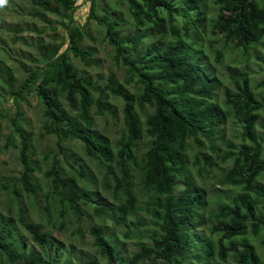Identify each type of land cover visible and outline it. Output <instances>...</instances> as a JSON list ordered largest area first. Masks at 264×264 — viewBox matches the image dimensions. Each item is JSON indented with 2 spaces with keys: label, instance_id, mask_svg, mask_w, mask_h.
<instances>
[{
  "label": "trees",
  "instance_id": "trees-1",
  "mask_svg": "<svg viewBox=\"0 0 264 264\" xmlns=\"http://www.w3.org/2000/svg\"><path fill=\"white\" fill-rule=\"evenodd\" d=\"M75 1L29 0L37 14L70 13L67 37L62 43H45L40 48L41 63L35 67L20 63L26 75L19 85L6 82L7 95L17 102L26 94L35 93L44 105L43 130L60 139L81 141L85 154L106 167V173L114 182L113 195L118 200L113 207L117 213L112 217L116 224L125 223L128 215L140 208L138 196L132 189L131 172L133 166L139 168L143 188L153 194L146 209L157 230L151 236L150 245L143 244L132 253L133 264L145 258L160 259L161 264H184L188 250L196 251L195 260L199 264H229V259L231 264H264L261 254L264 252V186L256 181L264 171L263 144L257 138L258 120L264 109V78L260 81L263 89L257 97L249 72L230 74L235 90L225 91L221 104L214 99L216 84L201 67V59L189 49L191 46L185 45V39L194 35V44L198 42L197 46L202 49L199 40L210 31L220 34L235 48L248 52L264 39V0H124L136 28L131 33L123 29L118 18L97 16L96 1L90 0L87 18L102 24L104 39L112 47L111 58L124 67L125 83H133L137 88L134 91L127 89L114 74L99 85L78 72L69 59L71 53L86 66L94 64L93 52L81 44L86 32L73 18ZM211 3L216 8L212 15ZM183 8L189 18L178 26L175 16L186 14L182 13ZM146 29L156 35L148 44L143 41ZM215 58L221 62V53L217 52ZM111 98L122 101L124 124L115 151L108 139L92 129L95 116L105 112L116 116L109 104ZM21 114L17 110L12 119L14 133L20 138L22 166L14 180L20 187L11 186L16 196H20L22 190L35 194L40 186L33 175L35 165L30 158L29 137L18 119ZM230 116L240 124L241 145L227 142L225 151L219 155L222 149L218 147L217 134ZM12 136L0 146V152L13 145ZM143 136L147 137L148 144L138 158L137 147ZM190 141L198 148L193 159L188 156ZM235 147L237 151H233ZM71 160L77 162L73 157ZM218 160L231 162L230 167L221 172L219 182L240 187V190L234 195H225L216 208L204 216L205 190L191 172L196 168L198 175L206 177ZM77 164L78 174L85 176L86 167ZM43 174L50 180L49 189L45 191L48 201L43 206L47 216L53 211L63 217L68 210H73L77 219H81L83 210L79 200L88 197L78 190L77 175L71 174L70 179L64 177L56 164ZM104 186L110 188L112 184L105 182ZM18 211L19 222L31 240L42 248L55 244L42 230L41 223L25 220L22 204ZM106 211L103 207L95 208L98 215ZM205 222H210L209 235L193 243L190 231ZM132 224L139 227L143 223ZM14 231L11 219H0V255L11 263L23 257L25 264H56V255L50 250L46 253L31 251L23 256L22 243ZM91 233L93 246L97 247L105 264H121V253L105 236L104 228L95 225ZM83 264L100 262L92 257Z\"/></svg>",
  "mask_w": 264,
  "mask_h": 264
},
{
  "label": "rangeland",
  "instance_id": "rangeland-1",
  "mask_svg": "<svg viewBox=\"0 0 264 264\" xmlns=\"http://www.w3.org/2000/svg\"><path fill=\"white\" fill-rule=\"evenodd\" d=\"M97 8L96 15L104 17L112 15L120 20L123 29L131 33L136 28L131 23L127 2L124 0H95ZM76 9L72 13L75 22L83 26L86 35L83 36L81 44L93 52L94 64L86 66L82 61L75 58L71 53L69 59L73 62L78 72H83L89 79L97 81L99 85L105 83L110 74H114L120 83L131 90H137L133 83H125L124 67L114 63L111 58L112 47L104 39V28L102 24L94 19L87 18L89 14L90 0H76ZM107 10V11H106ZM216 8L211 3L209 11L212 15ZM36 7L29 0H3L0 3V146L8 140L9 135H14L13 145L0 152V219H11L15 228L14 235L22 243L21 252L26 256L31 251L43 252L51 251L56 255V264H83L90 258L97 257L100 264H105V259L101 258L97 247L93 246V235L91 228L95 225L102 226L105 236L112 242L114 247L121 253V264H133L130 257L133 252L143 245L151 244V236L157 230V225L147 212V205L153 194L145 190L141 183L139 168L132 167L133 192L138 196L139 209L128 215L125 223L116 224L112 217L116 215L113 207L117 199L113 195V179L106 173V167L98 160L92 159L84 152L83 143L74 139H60V137L47 133L42 128V112L44 105L35 93L26 94L23 100L14 102L13 98L7 95L8 81L12 85H19L25 77L26 71L21 68L20 63L27 67L36 66L39 63L41 53L40 48L45 43H62L65 41L66 26L68 25V14H53L43 12L37 14ZM182 13H186L183 8ZM175 23L178 26L189 18L188 14L175 16ZM196 28V26H192ZM147 35L143 38L145 44L156 38V35L146 29ZM194 35L185 39V45L191 46L189 49L197 54V59H201V67L205 69L209 78L215 84L214 99L219 103H224V92L235 90L234 82L230 74L240 71H247L251 75V83L256 95L261 93L260 81L264 78V39L257 45L251 46L248 52L235 48L230 43H226L219 34L210 31L204 35L202 40L203 48L198 47V42L194 44ZM64 47V46H63ZM221 53V62L215 58L216 53ZM65 107H68L63 97ZM109 104L116 116L105 112L103 115L94 117L93 130L98 131L103 137L109 140L111 147L115 151V144L123 130L122 121V101L118 98H111ZM17 110L22 114L18 118L22 130L29 137V144L32 153L30 158L35 165L33 172L35 182L40 186L37 192L29 193L22 190L20 196L12 192L11 186L14 180L20 175L22 166L19 160L20 138L13 130V121ZM150 110V109H149ZM141 118L144 115L140 113ZM241 127L235 118L228 117L219 128L216 139L222 154L227 142L241 145ZM257 138L263 144L262 159H264V109L261 110V117L257 125ZM148 139L146 136L140 140L137 147V157L146 150ZM61 149V150H60ZM197 147L190 141L188 156L193 159ZM209 151V150H208ZM237 151V147L233 149ZM66 156V157H65ZM71 157L78 163L83 164L87 169V174H78L77 162H72ZM217 163V164H216ZM212 168L208 176H200L196 173V168L191 174L196 182L205 190L206 204L202 212L206 216L208 212L216 208L223 197L227 194L234 195L240 187L223 185L219 182L221 172L230 167L231 162H218ZM53 164L62 172L63 176L70 179L71 174L77 175L76 186L78 190L87 196V199L79 200V206L83 210L81 219H77V214L73 210H68L66 215L60 216L59 212L49 211L47 216L43 206L48 201L45 191L49 189L50 180L44 176V171ZM218 165V166H217ZM108 178L110 182L106 179ZM264 186V171L256 180ZM112 184L106 188L104 183ZM180 187V186H179ZM22 204L25 213L22 216L35 223H41L42 230L46 231L55 244H48L42 248L38 243L31 240L30 235L25 231L19 222L18 207ZM57 205V204H56ZM106 208L105 214L98 215L95 208ZM9 208H12L9 211ZM264 211V207L262 208ZM141 221L139 227L133 226V222ZM55 223V225H52ZM64 223L61 228L59 225ZM210 222H205L198 228H193L190 233L192 242L203 240L209 235ZM49 248V249H47ZM58 248V249H57ZM195 250H188L184 254V264H199L195 260ZM264 259V252L261 253ZM232 260L229 259V264ZM0 264H25L23 257L11 263L4 255H0ZM137 264H161L160 259L145 258Z\"/></svg>",
  "mask_w": 264,
  "mask_h": 264
},
{
  "label": "clouds",
  "instance_id": "clouds-1",
  "mask_svg": "<svg viewBox=\"0 0 264 264\" xmlns=\"http://www.w3.org/2000/svg\"><path fill=\"white\" fill-rule=\"evenodd\" d=\"M3 2V0H0V3H2Z\"/></svg>",
  "mask_w": 264,
  "mask_h": 264
}]
</instances>
